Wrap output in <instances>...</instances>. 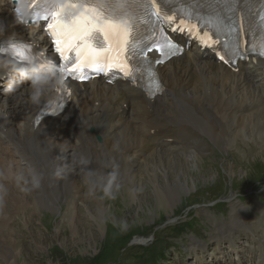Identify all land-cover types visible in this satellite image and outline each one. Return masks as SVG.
I'll list each match as a JSON object with an SVG mask.
<instances>
[{"label": "rangeland", "instance_id": "rangeland-1", "mask_svg": "<svg viewBox=\"0 0 264 264\" xmlns=\"http://www.w3.org/2000/svg\"><path fill=\"white\" fill-rule=\"evenodd\" d=\"M2 11L0 7V14ZM7 82L0 79V86ZM17 82L14 79L11 84L15 85ZM10 87H0L4 97L5 90ZM193 114L194 117L190 118L185 111H180V114L171 117L166 124L165 139L174 137L179 143L176 144V151H166L164 154L158 150L167 161L163 164L169 170L180 161L188 160L194 173L188 171L168 174L172 185L175 186L179 179L183 189L176 199L163 208H153V200L145 202L154 197L151 182L158 183L165 178L161 173L163 168L146 174L147 167L144 168V163H140L139 159L136 161L134 174H124L121 169V145L99 150L84 146L80 151L79 161L74 157L67 163L73 177L82 182L80 192L70 182L56 175H40L32 183V174L18 173L16 165L11 163V169L16 173L14 176L17 187L13 190V195L18 203L0 199V264H190V260L196 259L202 262L201 256L190 252L188 246H191V240L205 243L208 250L214 253L211 239L234 228V225L224 226L227 220L235 218L234 221L238 222L243 210L251 219L264 215V133L255 132L262 125L245 120L243 126H238L236 119H232L225 126V136H217V133L212 135L201 130L200 125L204 119L198 116L199 113ZM211 120L208 118L204 121L209 124ZM247 127L248 130L244 129ZM191 129L198 132L200 138L194 139L193 147H187L183 139L189 138ZM250 130H253L252 133ZM91 134L94 132L91 131ZM97 137L100 138L94 134L96 142L100 143L101 139L98 140ZM160 159L150 160L148 164L158 163ZM110 174L113 179L108 181H112V185L104 187L103 183L107 180L105 178L110 177ZM124 187L134 190L141 202L134 199V202L127 204L123 199ZM29 188L34 191H29ZM54 197H58L56 202ZM43 199L55 202L59 211L45 209L41 202ZM19 200L26 201L25 205L31 206L26 209ZM32 204H37L34 205L37 208ZM91 214L98 216V226L94 225L97 218L92 219ZM76 230L78 237L73 238L72 233ZM246 239L245 247L240 250L245 253L251 243V238ZM243 242L244 240L238 241V244L243 245ZM79 247H83L82 251L78 250ZM152 248L155 252L150 259ZM230 255H233L232 252Z\"/></svg>", "mask_w": 264, "mask_h": 264}, {"label": "bare ground", "instance_id": "bare-ground-1", "mask_svg": "<svg viewBox=\"0 0 264 264\" xmlns=\"http://www.w3.org/2000/svg\"><path fill=\"white\" fill-rule=\"evenodd\" d=\"M11 6L8 0H0V7L3 10L0 14V24L4 26L3 34H0V47L3 42L15 34L16 38L31 41L41 49L48 51V43L44 36L41 38L43 34L40 28L38 27L30 35L29 30L15 20ZM157 72L162 90L153 97L140 91L134 85L122 81L114 82V84H106L95 79L87 83L66 81L64 83L68 92L66 107L58 115L43 118L37 125L34 124L35 117L38 111L48 104L50 95L55 88L48 89L38 102L33 103L30 100V89L27 83L11 84L15 78L9 73L1 72V81L7 80L8 82L0 87H9V85L11 87L5 90L6 97L0 91V199H8V201L15 202L14 204L18 203L13 195V190H16L17 187L14 176L16 173L12 171L11 163L16 165L15 168L18 173L32 174L34 178H32L34 180L32 183H35L36 177H40V175H56L62 177L64 181L70 182L73 185L71 186L80 192L82 182L80 183L79 179L73 177L71 167H68L67 163L74 157L79 161V154L84 146H91L99 150L103 147L111 148L115 145H121L123 146L121 169L124 174L133 175L136 161L139 159H141L140 163H144V168L147 167L146 174L163 168L161 173L164 174L165 178L158 183L156 181L151 182L154 197L145 201L153 200L155 203L153 208H163L176 199L183 189L179 179L175 186L172 185L173 182L168 179V174L193 172L191 162L184 161L183 158V161L178 159L180 163L173 165L169 170L167 165L163 164L167 162L162 158L163 153L176 151V144L179 143L177 138L170 137L166 140L164 137L166 124L171 117L180 114V111H185L190 118L194 117L193 113H199L198 116L202 120L212 119L209 124L203 120L200 125L201 130L210 132L212 135L217 133V136L224 134L225 126L232 119H236L238 126H243L246 123L245 120L258 123L262 126L260 128L256 126L258 130L254 131L264 133L263 58L251 56L247 61L238 63L236 70H232L222 64L212 63L201 58L198 52L189 48L180 56L170 59L163 65H158ZM16 98L17 101H15ZM244 129L248 130V127ZM91 131L100 137V143L96 142ZM229 133L228 131L230 136ZM242 137L240 138L245 139ZM258 137L260 138V134ZM195 138H200V134L191 129L189 138L183 139V142L186 143L187 147H193L192 143ZM158 150L163 151V153ZM38 151L39 153H37ZM263 154H261L262 157ZM156 158H161L160 162L148 164L150 160ZM165 158L167 157L165 156ZM50 166L54 167L51 168ZM109 176L105 178L107 180L103 183L104 187L112 185V181L110 182L108 179L111 180L113 177L111 174ZM35 186L38 187L36 184ZM33 188L28 190L34 191ZM134 193V190L124 187L123 199L127 201V204L134 202V199L140 200L139 196L137 197ZM57 199L58 197L55 202ZM19 202L23 201L19 200ZM24 202L26 203V201ZM41 202L45 209L51 212V209L59 211V206H56L55 202L51 201L52 203H50L46 199ZM25 203L23 205L28 209L31 205H25ZM34 207L37 208V206ZM22 209L21 207L20 210ZM100 209H103L102 206ZM240 209L243 210L242 207ZM240 216L238 222H235L234 218L227 220L224 225H234V228H229L211 239L213 240L211 247L214 248V253L208 250L205 243L201 244L191 240L189 242L191 246H188L190 252L195 253L196 256H201L203 261L190 260V264H264V215L251 219L243 210V214ZM95 217L97 222L94 221V225L98 226V216L91 214L92 219ZM226 217L228 218L227 212ZM72 237H78V230L72 233ZM246 238H251V243L248 244L246 250L248 254L240 251L241 248L245 247ZM243 240V245L238 244V241L242 242ZM94 243L98 245L97 241ZM82 248L79 247L78 250L82 251ZM231 252L233 255H230ZM7 260L9 259L7 258Z\"/></svg>", "mask_w": 264, "mask_h": 264}, {"label": "snow or ice", "instance_id": "snow-or-ice-1", "mask_svg": "<svg viewBox=\"0 0 264 264\" xmlns=\"http://www.w3.org/2000/svg\"><path fill=\"white\" fill-rule=\"evenodd\" d=\"M65 2L71 7L82 6L81 11L70 20L61 19L59 11L56 10L50 11L43 17H40L36 11L31 15L33 23L38 18L48 20L46 24L48 35L63 61L58 67L63 80L67 76H72L83 81L90 79L92 73H103L105 77L110 78V82L116 75L133 81L137 71L134 61L138 57L144 58L143 50L135 37V24L126 19L121 20L118 11L113 10L109 14L113 0H96L95 3L93 0H65ZM36 3L37 0H31L33 8ZM126 6V3L120 4V7ZM151 15L160 18L159 11ZM172 19L167 17L169 22ZM261 19L264 20V16ZM217 42L203 40L208 46ZM168 47L172 49L174 46L169 44ZM248 50L264 57V46L259 49L253 46ZM20 55L23 58L22 52ZM235 55L239 56L242 53L236 52ZM220 59L225 60V57L221 55ZM156 90H162L159 84L156 85Z\"/></svg>", "mask_w": 264, "mask_h": 264}, {"label": "clouds", "instance_id": "clouds-1", "mask_svg": "<svg viewBox=\"0 0 264 264\" xmlns=\"http://www.w3.org/2000/svg\"><path fill=\"white\" fill-rule=\"evenodd\" d=\"M11 3V0H9ZM82 6L71 7L65 0H37L35 7L31 6V0H17L14 6V14L18 23L23 24L30 35L38 29V20L33 23L31 15L33 11L45 16L52 10L59 11L61 19L70 20ZM4 26L0 24V34H3ZM43 35H41L42 38ZM23 53V58L20 53ZM0 72L11 74L18 82L27 83L30 89V100L35 103L50 88H62L64 80L57 65L46 60L37 53L33 54L29 43L10 39L6 47H0ZM38 183V182H37Z\"/></svg>", "mask_w": 264, "mask_h": 264}, {"label": "trees", "instance_id": "trees-1", "mask_svg": "<svg viewBox=\"0 0 264 264\" xmlns=\"http://www.w3.org/2000/svg\"><path fill=\"white\" fill-rule=\"evenodd\" d=\"M147 249V248H146ZM151 253H150V255H149V258L151 259L152 257H154V256H152L153 254H154V252H155V249L154 248H152V250L150 251Z\"/></svg>", "mask_w": 264, "mask_h": 264}, {"label": "water", "instance_id": "water-1", "mask_svg": "<svg viewBox=\"0 0 264 264\" xmlns=\"http://www.w3.org/2000/svg\"><path fill=\"white\" fill-rule=\"evenodd\" d=\"M97 139L99 140V138L97 137Z\"/></svg>", "mask_w": 264, "mask_h": 264}]
</instances>
